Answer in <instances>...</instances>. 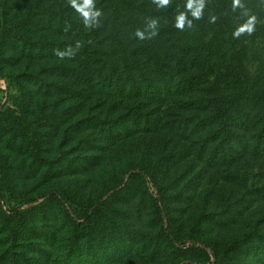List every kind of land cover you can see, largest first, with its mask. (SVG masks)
<instances>
[{
    "label": "trees",
    "instance_id": "trees-1",
    "mask_svg": "<svg viewBox=\"0 0 264 264\" xmlns=\"http://www.w3.org/2000/svg\"><path fill=\"white\" fill-rule=\"evenodd\" d=\"M13 1L17 8L13 20L22 40L19 44L17 35L5 38L9 41L2 43L1 58L18 51L21 58L30 59L36 54L42 62L44 54L53 60L39 67L34 82L25 81L34 88L42 87L40 92L25 85L21 88L26 92L23 115L34 104L32 99L40 95L72 102L83 98L67 109V117L72 118L67 128L72 135L66 140L72 144L84 131L77 140L87 145L83 149L87 153H95L99 142L121 139L122 134L153 136L156 145L138 167L133 168L138 162L127 160L124 168L121 158L111 157L112 163H103L99 173L111 184L132 170H139L137 176L149 179L158 195L152 198V206L160 225L152 241L162 240L175 248L182 236L174 234L168 225L176 214L178 223L186 220L192 224L185 235L211 249L216 264H250L252 257L264 250L252 248L264 245V229L250 225L253 214L239 207L245 201L243 193L249 191L247 177L264 178V0H241L243 7L236 9L233 0H205L202 17L193 19L188 12L192 27L186 25L183 30L175 23L177 15L187 11L188 0H170L163 8L153 0H94L103 15L99 26L92 28L85 27L68 0ZM3 10L11 12L13 5L4 2ZM250 16L256 17L253 33L235 37L236 30ZM151 18L159 21L158 35L145 40L135 37L136 29H146ZM70 47L75 51L71 58L61 59L54 53ZM49 78L66 83L60 85ZM178 139H192L194 149L210 165L221 160L233 169L227 174L241 186L233 187L223 198L226 211L221 204L211 211L208 199L200 208H193V196L187 202L190 209L182 205L186 198L182 179L190 168L186 160L191 154H174ZM15 141L11 136L10 143ZM73 148L79 149V145ZM73 148L69 147L71 153L78 152ZM20 154L17 149L12 152L14 157ZM94 159L97 157H90L93 165ZM238 192L241 200L237 199ZM170 197H174V204L179 203L178 207L168 204ZM104 206L99 203L94 214H101ZM212 217L214 223L210 222ZM17 230L23 233L26 228L19 226L15 234ZM79 250L80 246L75 248ZM67 259L62 264H69ZM155 261L149 255V262ZM95 262L96 258L86 259L82 264Z\"/></svg>",
    "mask_w": 264,
    "mask_h": 264
},
{
    "label": "rangeland",
    "instance_id": "rangeland-1",
    "mask_svg": "<svg viewBox=\"0 0 264 264\" xmlns=\"http://www.w3.org/2000/svg\"><path fill=\"white\" fill-rule=\"evenodd\" d=\"M4 2L13 5L11 12H4ZM14 6L13 0H0V58L2 43L9 41L5 38L17 35L19 44L22 40L19 26L13 20L17 14ZM2 57L0 264H62L67 258L69 264H82V261L94 258L95 264H216L211 249L185 235L187 226L190 228L192 224L186 220L178 223L176 214L168 225L174 234L182 236L175 242V248L162 240L156 242L151 239L160 232L152 206V198H158V195L149 179L137 176L139 170L132 169L138 167L141 159H146L151 148L155 147L157 140L153 136L122 134L121 139L99 142L100 148L95 153L85 152L83 149L87 145L77 140L83 137L82 128L72 144L66 140L72 135L67 128L69 118L72 119L67 117V109L83 98L72 102L66 98L48 99L40 95L32 99L34 104L29 105L28 112L23 115L26 92L21 88L25 85L35 92L43 89L39 85L34 88L25 81L34 82L37 79L34 76L41 71L39 67L53 63L50 56L43 54L42 62L38 61L36 54L30 59L21 58L18 51ZM49 81L60 85L66 83L62 79L49 78ZM11 136L16 138L14 143H10ZM192 141L178 139L175 140L178 144L174 142V154L180 155L182 151L191 154L186 160L190 168L182 179V187L186 186V198L182 205H188L190 209L187 202L195 197L193 208H200L208 199L211 211L216 209L217 204L223 205L226 211L223 198L229 196L233 187L241 184L227 174L233 169H229L223 161L210 165L194 149ZM75 145H79V149H74ZM69 147L78 152L71 153ZM9 148L12 152L15 149L20 151L19 157L12 156ZM104 148L106 150L102 153ZM90 157H97L94 165ZM111 157L121 158L124 168L127 160L138 163H133L132 171L127 174L125 171L118 176V182L111 184L109 178L104 179V175L99 173L103 163H112ZM247 180L249 191L243 193L245 201L239 209L253 214L250 225L264 229V178L258 175L247 177ZM241 196L238 192L237 199L241 200ZM90 202L96 203L91 205ZM99 203L105 206L101 214L95 215ZM174 203V197H170L168 204L179 206V203ZM164 219L167 225L165 213ZM214 221L215 217L210 218V222ZM22 225L26 231L19 233L20 230H17L15 234V229ZM79 246L80 250L75 251ZM252 248H264V245ZM259 252L252 257L250 264H264V250ZM149 255L156 261L150 263Z\"/></svg>",
    "mask_w": 264,
    "mask_h": 264
},
{
    "label": "clouds",
    "instance_id": "clouds-1",
    "mask_svg": "<svg viewBox=\"0 0 264 264\" xmlns=\"http://www.w3.org/2000/svg\"><path fill=\"white\" fill-rule=\"evenodd\" d=\"M69 5L76 10L77 13L83 18L85 27L92 28L99 26V18L103 15L100 9L95 7L94 0H68ZM158 7L163 8L170 4V0H153ZM205 7V0H188L186 12H180L176 17L175 27L183 30L185 26L191 28L192 20L187 18V13L191 12L193 19H200ZM243 7L241 0H233V9ZM212 22H215V17L212 18ZM147 28L144 30L136 29L134 35L140 40L153 39L158 35L159 21L155 18L149 19L147 22ZM256 23V17L250 16L245 24L240 26L234 33L235 37H239L241 34L247 33L251 35L254 31ZM77 42V48L79 47ZM54 53L61 59L65 57L71 58L75 55V51L70 47L67 50H54Z\"/></svg>",
    "mask_w": 264,
    "mask_h": 264
}]
</instances>
